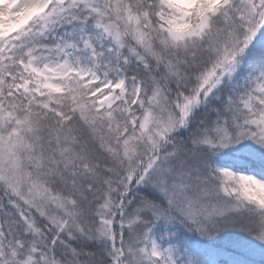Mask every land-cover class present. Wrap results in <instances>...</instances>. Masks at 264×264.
<instances>
[{"label":"snow or ice","instance_id":"obj_1","mask_svg":"<svg viewBox=\"0 0 264 264\" xmlns=\"http://www.w3.org/2000/svg\"><path fill=\"white\" fill-rule=\"evenodd\" d=\"M0 264H264V0H0Z\"/></svg>","mask_w":264,"mask_h":264},{"label":"trees","instance_id":"obj_2","mask_svg":"<svg viewBox=\"0 0 264 264\" xmlns=\"http://www.w3.org/2000/svg\"><path fill=\"white\" fill-rule=\"evenodd\" d=\"M256 258H257V259H259V257H258V256H257Z\"/></svg>","mask_w":264,"mask_h":264}]
</instances>
